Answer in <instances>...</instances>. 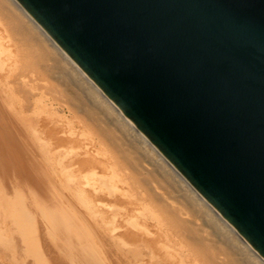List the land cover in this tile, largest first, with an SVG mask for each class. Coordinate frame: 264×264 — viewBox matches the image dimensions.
Segmentation results:
<instances>
[{
	"label": "water",
	"instance_id": "95a60500",
	"mask_svg": "<svg viewBox=\"0 0 264 264\" xmlns=\"http://www.w3.org/2000/svg\"><path fill=\"white\" fill-rule=\"evenodd\" d=\"M264 258V0H17Z\"/></svg>",
	"mask_w": 264,
	"mask_h": 264
},
{
	"label": "rangeland",
	"instance_id": "374dc122",
	"mask_svg": "<svg viewBox=\"0 0 264 264\" xmlns=\"http://www.w3.org/2000/svg\"><path fill=\"white\" fill-rule=\"evenodd\" d=\"M8 5L0 0V123L16 114L31 121L30 138L42 143L33 150L53 166L33 162L25 172L15 166L37 180L31 190L22 185L26 177L13 182L15 169L0 159V264H246ZM43 170L53 180L39 178ZM57 205L65 209L59 217L65 229H56V216L48 215Z\"/></svg>",
	"mask_w": 264,
	"mask_h": 264
},
{
	"label": "bare ground",
	"instance_id": "6f19581e",
	"mask_svg": "<svg viewBox=\"0 0 264 264\" xmlns=\"http://www.w3.org/2000/svg\"><path fill=\"white\" fill-rule=\"evenodd\" d=\"M2 1V0H1ZM7 3L10 5H8V7H12L11 9H13L14 11H16V13L14 12V14H17V16L19 15L21 18L25 19L26 22L24 23H29V25H31V28L35 29L38 32V35L41 36L42 41L44 43H47L51 48L50 49H54L55 52L65 61V63H67V65L69 66L68 68L71 69L79 79H81L87 86L88 88H90L93 91V94L95 95V97L97 99H99L100 103L102 105H105L109 111L114 115L115 119L117 121H119V123H121L122 126H124L126 128V130L129 132L130 135H132V138L135 139V141L138 143L140 150L143 151V153H145L153 162L150 163H154L155 165L158 166V168H160L162 171H164L166 174H168L173 181L176 183V186L178 187V192L181 195H185V196H189V198L192 200V203H194L199 211V214L201 216H204L206 219L205 223L208 225V227H213V231L215 232L214 234L217 235L219 238L225 239L229 242V244L231 246L236 247L239 250V254L245 258L246 264H264V258H262L255 249L252 248V246L234 229V227L232 225H230V223H228L226 221V219H224V217L222 215H220L211 205H209L204 198L188 183V181L174 168V166L162 155V153H160V151L146 138V136L136 127V125H134L123 113L122 111L116 106V104L111 101L108 96L103 93L92 81L91 79L86 75V73L77 65V63L56 43V41L35 21V19L18 3L17 0H6ZM4 0V2H6ZM3 3V2H2ZM5 4V3H4ZM7 5V4H6ZM12 10V11H13ZM11 11V12H12ZM13 14V13H11ZM16 16V15H14ZM12 18V17H11ZM20 18V19H21ZM13 19V18H12ZM17 19V18H16ZM19 19V21H20ZM24 20V21H25ZM23 22V21H21ZM30 27V26H29ZM31 30V29H30ZM35 33V31H34ZM37 34V33H36ZM40 38V37H39ZM54 52V51H53ZM55 53V54H56ZM25 81V80H24ZM12 88V87H11ZM23 89V88H22ZM31 89V88H30ZM33 89V88H32ZM89 89V90H90ZM8 91V90H7ZM25 91V90H24ZM34 91V90H33ZM36 93V91H35ZM14 95V94H13ZM15 96V95H14ZM0 97H2L1 93H0ZM36 98V97H35ZM2 99V98H1ZM14 101V100H13ZM35 102V101H34ZM19 105V104H18ZM34 105V103H33ZM42 106V105H41ZM45 106V104L43 105ZM29 107V106H28ZM46 107V106H45ZM43 108V107H42ZM37 109V108H36ZM52 109V108H51ZM50 109V112H51ZM55 109V108H54ZM46 110V109H43ZM55 111V110H54ZM41 112V111H40ZM49 112V113H50ZM53 112V111H52ZM56 112V111H55ZM43 113V112H42ZM57 113V112H56ZM4 114V113H3ZM9 115V114H8ZM3 116V115H2ZM16 116V117H15ZM43 116L46 117V115L43 114ZM15 118H13V122H9V121H5V124L3 125V128L5 127L6 129H3L0 126V131L3 132V130H5L4 133H1L0 136V159L7 161V163L16 170V165L18 166V169H22L23 171L26 169H30L29 171H31V167L33 162H35L36 164H41V162L44 164L45 162L48 164V169H52V162L47 158V156H45L43 153L36 152L37 149H34L35 153H32L33 148H39V146H41V142H35L32 141L30 137L35 136V132L33 129V123L29 120H26L22 117H19V115H14ZM12 118V117H11ZM17 118V119H16ZM28 119V118H27ZM11 121V120H10ZM55 125V124H54ZM53 126V125H52ZM51 126V127H52ZM57 127V126H56ZM38 129V128H37ZM53 129V128H52ZM51 132V131H50ZM56 132V131H55ZM68 132V130H67ZM71 132V131H70ZM61 134V132H60ZM128 134V135H129ZM65 135V134H64ZM71 135V134H68ZM61 138V137H60ZM69 139V138H68ZM74 139V138H73ZM67 140V139H66ZM32 141V143H31ZM53 142V141H52ZM24 151H28L29 153L31 152L33 155L32 157L30 156H25ZM39 158H38V156ZM84 156V155H83ZM81 157V156H80ZM72 158V157H71ZM73 160V159H72ZM79 160V159H78ZM77 160V161H78ZM82 163V162H81ZM149 163V164H150ZM35 164L36 167H38ZM79 164V163H78ZM45 165V164H44ZM25 166V167H24ZM92 166V165H91ZM27 167V168H26ZM41 168V167H40ZM38 169V168H37ZM14 170V179L13 182H16V184L20 185V181H18V176L23 178L26 177V180L29 182L26 183H22L27 185L28 189L31 186L32 183V179H34V176L31 175L30 173L26 174L24 173L22 175L21 171H15ZM45 170V169H44ZM43 170V171H44ZM25 172V171H24ZM35 172V171H34ZM46 171H44V175H39V178L41 177H46V180H53V177L49 174L50 171L47 173V175L45 176ZM54 173V172H53ZM21 175V176H20ZM38 175V174H37ZM20 178V180H21ZM37 178V177H35ZM38 179V178H37ZM42 180V179H41ZM45 180V179H44ZM37 181V180H36ZM24 182V181H22ZM31 182V183H30ZM44 182V181H43ZM48 182V181H46ZM51 183V181H49ZM53 182V181H52ZM49 183V184H50ZM45 184V183H44ZM53 184V183H51ZM47 185V184H46ZM51 186V185H50ZM47 187V186H46ZM50 187L48 186V189ZM51 190V189H50ZM30 191V190H29ZM52 191V190H51ZM35 192V191H34ZM59 193V192H58ZM33 194V193H32ZM30 194V195H32ZM60 194V193H59ZM36 199L37 195L35 194ZM56 196V195H55ZM72 196V195H70ZM59 197V196H58ZM56 199V198H54ZM35 200V199H33ZM66 200V199H65ZM64 200V201H65ZM57 201V200H56ZM36 202V201H35ZM39 203V202H38ZM58 203V202H57ZM35 204V203H34ZM59 206L61 205L60 203H58ZM70 204V202H69ZM68 204V206H69ZM40 205V203H39ZM73 205V204H71ZM35 206V205H34ZM58 206V205H57ZM56 209H49V213L48 215L50 216H56L54 218V223L55 226H57L56 229L59 228H64L66 226H62L59 221V217H62L61 214L65 209H63V207H59ZM66 207V206H65ZM41 209V207H40ZM44 209V208H43ZM68 209V208H67ZM66 209V210H67ZM44 211V210H43ZM62 211V212H61ZM47 212V211H46ZM58 218V220H57ZM44 219V218H43ZM51 220V219H50ZM203 221V220H201ZM67 221H65L66 223ZM47 224V223H46ZM64 225V224H63ZM68 225V222H67ZM46 226V225H45ZM70 227V226H69ZM47 228V226H46ZM67 229V228H66ZM49 239V238H48ZM52 243V240H49ZM226 241V242H227ZM180 264V263H179Z\"/></svg>",
	"mask_w": 264,
	"mask_h": 264
}]
</instances>
